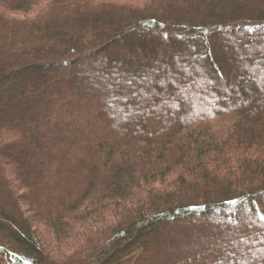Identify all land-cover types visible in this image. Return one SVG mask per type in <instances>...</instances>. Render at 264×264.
Instances as JSON below:
<instances>
[{"label": "trees", "instance_id": "obj_1", "mask_svg": "<svg viewBox=\"0 0 264 264\" xmlns=\"http://www.w3.org/2000/svg\"><path fill=\"white\" fill-rule=\"evenodd\" d=\"M261 217L264 0H0V264H264Z\"/></svg>", "mask_w": 264, "mask_h": 264}, {"label": "rangeland", "instance_id": "obj_2", "mask_svg": "<svg viewBox=\"0 0 264 264\" xmlns=\"http://www.w3.org/2000/svg\"><path fill=\"white\" fill-rule=\"evenodd\" d=\"M205 118H202V120H204ZM205 122V121H204ZM229 123V121H226V120H222V121H219L218 119H211L210 120V124H213V127L212 129L213 130H217V128H219L221 125H227ZM212 126V125H211ZM44 233H42L43 236H46L45 233H46V230L43 231Z\"/></svg>", "mask_w": 264, "mask_h": 264}, {"label": "snow or ice", "instance_id": "obj_3", "mask_svg": "<svg viewBox=\"0 0 264 264\" xmlns=\"http://www.w3.org/2000/svg\"><path fill=\"white\" fill-rule=\"evenodd\" d=\"M262 220H264V217H261Z\"/></svg>", "mask_w": 264, "mask_h": 264}]
</instances>
